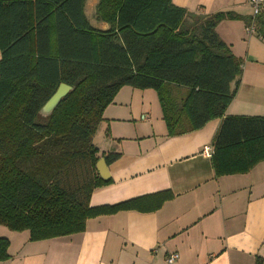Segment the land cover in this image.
Returning a JSON list of instances; mask_svg holds the SVG:
<instances>
[{"label": "trees", "instance_id": "16d2710c", "mask_svg": "<svg viewBox=\"0 0 264 264\" xmlns=\"http://www.w3.org/2000/svg\"><path fill=\"white\" fill-rule=\"evenodd\" d=\"M85 3L0 0V225L28 230L32 241L84 232L88 219L121 210L153 211L172 197L90 205L109 181L97 172L93 136L123 86L158 92L169 136L222 118L211 156L216 175L247 173L264 160V116L226 115L243 60L216 28L237 15L193 13L172 0H100L97 17L110 24L102 30ZM255 24L264 37V10ZM61 83L74 89L41 115ZM170 84L187 93L177 100ZM9 247L0 237V261L10 259Z\"/></svg>", "mask_w": 264, "mask_h": 264}, {"label": "crops", "instance_id": "0c3cea01", "mask_svg": "<svg viewBox=\"0 0 264 264\" xmlns=\"http://www.w3.org/2000/svg\"><path fill=\"white\" fill-rule=\"evenodd\" d=\"M99 1L86 0L85 14L93 27L108 30L110 24L97 17ZM172 1L193 13L237 15L216 28L243 60L238 87L236 80L230 85L236 94L226 115L264 116V37L246 31L252 16L248 0ZM167 88L177 100L187 93L186 87ZM221 124L215 118L198 130L169 136L158 92L123 86L103 113L97 133L104 139L96 146L100 157H119L108 163L109 181L92 192L90 205L160 192L172 197L153 211L90 218L78 234L32 241L12 231L11 257L0 264H264V160L247 173L216 175L203 148L213 146ZM172 252L179 257L170 263Z\"/></svg>", "mask_w": 264, "mask_h": 264}, {"label": "water", "instance_id": "95a60500", "mask_svg": "<svg viewBox=\"0 0 264 264\" xmlns=\"http://www.w3.org/2000/svg\"><path fill=\"white\" fill-rule=\"evenodd\" d=\"M73 89V86H70L66 83H61L54 92V94L41 108L40 114L43 116H49L50 114H52V112L59 105L61 100ZM96 169L102 179L107 180L109 178L108 163L105 157H100V159L96 163Z\"/></svg>", "mask_w": 264, "mask_h": 264}, {"label": "built area", "instance_id": "2783aa9c", "mask_svg": "<svg viewBox=\"0 0 264 264\" xmlns=\"http://www.w3.org/2000/svg\"><path fill=\"white\" fill-rule=\"evenodd\" d=\"M251 8H252V23L247 26L246 31L248 34H253L256 32V17L264 10V0H248ZM203 152L206 156H212L214 153V149L212 145H205L203 148ZM179 257L177 252H172L168 255V262L172 263Z\"/></svg>", "mask_w": 264, "mask_h": 264}, {"label": "rangeland", "instance_id": "374dc122", "mask_svg": "<svg viewBox=\"0 0 264 264\" xmlns=\"http://www.w3.org/2000/svg\"><path fill=\"white\" fill-rule=\"evenodd\" d=\"M103 121V120H102ZM100 125V124H99ZM99 127V126H98ZM99 130V128L97 129V131ZM95 133V135L93 136V139H95V141H93V143H95V146L99 145V140L102 141L104 139V137L102 135H99L98 133ZM97 134V135H96ZM4 230V232L2 231ZM14 231L10 228H8L7 226H4V225H0V237H5V238H8V235L10 234L11 235V232ZM23 234H29V231L28 230H24L22 231Z\"/></svg>", "mask_w": 264, "mask_h": 264}]
</instances>
